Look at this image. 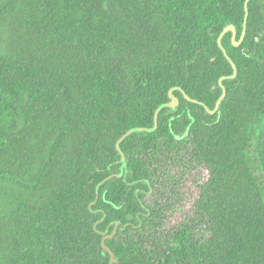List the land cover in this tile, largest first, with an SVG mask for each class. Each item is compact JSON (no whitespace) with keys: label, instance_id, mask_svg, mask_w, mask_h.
<instances>
[{"label":"trees","instance_id":"1","mask_svg":"<svg viewBox=\"0 0 264 264\" xmlns=\"http://www.w3.org/2000/svg\"><path fill=\"white\" fill-rule=\"evenodd\" d=\"M245 1L0 0V264H109L111 235L113 264H264V0L236 47Z\"/></svg>","mask_w":264,"mask_h":264},{"label":"water","instance_id":"2","mask_svg":"<svg viewBox=\"0 0 264 264\" xmlns=\"http://www.w3.org/2000/svg\"><path fill=\"white\" fill-rule=\"evenodd\" d=\"M249 1H250V0H246L245 3H244V11H245V15H244V21H243V29H242V33H241V36H240V38H239V41H238L237 43H234V46H236V47L239 46V45L241 44V42L243 41V38H244V36H245V30H246V18H247V6H248ZM228 32H231V33H232V38H231L232 42L235 41V37H236L235 28H234L233 26H228V27H226V28L223 29V31L221 32V34L219 35V37H218V39H217V43H218V46H219L220 48H221V43H220V42H221V39H222V37H223L226 33H228ZM222 51H223V55H224V57L227 58V60L230 61V59L228 58V56H227V54L225 53V51H224L223 49H222ZM230 62H231V61H230ZM231 65H232V69H233V74H232V76L228 77L229 79L235 78V76H236V74H237V71H236V67H235V65H234L232 62H231ZM225 79H226L225 77L220 78V80H219V85H221L222 81L225 80ZM221 89H222V94H221V96L218 98V100L216 101L214 109H213L212 111H209L210 114H214V113L218 110L221 101H222L223 98L225 97L226 92H225V88H224L222 85H221ZM184 98H185L186 100H188V101H191V102H194V103H198V102H196V101H192V100H190L186 95H184ZM178 104H179V100H178V98L175 97V96H173V95L171 94V91H170V92H169V102L166 103V104H164V105H162V106H160V107L156 110V112H155V114H154V126H153L152 129H136V128H135V129H131V130H129L128 132H126V133L121 137V139H120V140L117 142V144H116V149H117L118 152H120V155H121V161H122V167H121V170H123V168L125 167V159H124V155H123V153H122L121 150H120V143H121L125 138H127L129 135H131L132 133L140 132V131H147V132H153V131H155L156 128H157V119H158V113H159V111H160L161 109L165 108V107H168V108H175ZM198 104L204 106V105L201 104V103H198ZM204 107H205V106H204ZM205 108H206V107H205ZM207 110H208V109H207ZM115 230H116V228H115ZM112 236H113V235L108 236V237H104V238L102 239V249H103V251H107L108 254H109V256H110V262H109V264H113V263H114V256H113L112 251H111V250L105 245V241H106L108 238H112Z\"/></svg>","mask_w":264,"mask_h":264},{"label":"rangeland","instance_id":"3","mask_svg":"<svg viewBox=\"0 0 264 264\" xmlns=\"http://www.w3.org/2000/svg\"><path fill=\"white\" fill-rule=\"evenodd\" d=\"M256 175L258 177L259 182L262 183V179L259 177L258 172ZM197 178L201 181V184H203L207 179L206 171L204 169H200L197 172H194L190 177L187 178V180H185V182H183V185L180 189L181 204L179 208L172 214V216L169 217V220L166 223L167 227H175L181 221H183L186 216H191L193 203L194 200L198 197L199 186L201 185L195 184V180ZM262 187L264 189V183ZM200 229L204 230V228L201 227ZM199 231L196 230V233Z\"/></svg>","mask_w":264,"mask_h":264},{"label":"flooded vegetation","instance_id":"4","mask_svg":"<svg viewBox=\"0 0 264 264\" xmlns=\"http://www.w3.org/2000/svg\"><path fill=\"white\" fill-rule=\"evenodd\" d=\"M190 177V176H189ZM195 180V179H194ZM195 184L196 185H199V184H201V181L200 180H198V178L195 180ZM195 201V200H194Z\"/></svg>","mask_w":264,"mask_h":264}]
</instances>
